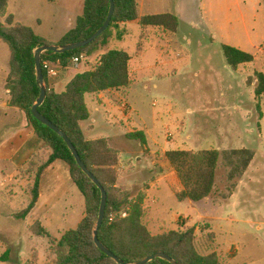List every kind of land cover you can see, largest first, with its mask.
Segmentation results:
<instances>
[{"label": "rangeland", "instance_id": "rangeland-1", "mask_svg": "<svg viewBox=\"0 0 264 264\" xmlns=\"http://www.w3.org/2000/svg\"><path fill=\"white\" fill-rule=\"evenodd\" d=\"M140 1L145 4L144 10L139 9L142 15L171 13L181 22L177 33L154 28H112L116 34L127 30L125 39H113L99 50L133 54V83L125 100L137 113L134 122L139 129L147 130L145 122L149 130V136L145 132L149 150L137 141L128 149L134 154L129 167L115 170H136L135 179L140 185L129 191L132 197L155 183L147 198L144 220L152 234L195 227V243L201 254L217 253L222 264H264V95L260 100L255 96V73H264V0H137ZM84 2L12 0L11 10L25 23L42 19L37 31L55 45L75 27ZM5 20L0 16L1 22ZM224 45L252 54L254 62L233 69L224 55ZM100 53L78 68L71 67L66 78L70 80L92 69ZM10 57L8 45L0 41V93L2 87L6 88ZM63 88L65 85L57 90ZM89 99L90 96V103ZM115 103L122 105L124 101L117 98ZM11 121L0 107V143L9 140L14 130ZM125 140L122 134L115 143L124 145ZM211 148L221 152L247 148L255 156L246 173L234 181L229 179V168L221 159L212 195L200 203L179 202L175 195L179 188L170 176L165 152ZM164 176L168 179L156 182ZM6 197L2 194L0 200L7 201ZM78 200L84 202L82 194ZM5 208L22 209L21 204L12 201ZM67 208L69 217L50 226L55 239L82 220L79 215L84 206L69 201ZM7 225L24 228L23 222L0 218V264H56L49 239L27 233L21 235L24 243H20L16 236L10 238L13 235L5 229ZM10 240L15 243L12 245Z\"/></svg>", "mask_w": 264, "mask_h": 264}, {"label": "trees", "instance_id": "trees-1", "mask_svg": "<svg viewBox=\"0 0 264 264\" xmlns=\"http://www.w3.org/2000/svg\"><path fill=\"white\" fill-rule=\"evenodd\" d=\"M114 2L112 23L95 42L64 54L46 52L42 55L45 79L46 61H61L64 66H69L75 57L84 56L88 60L101 47L107 45L113 35L112 28L119 30L120 24L139 20L143 30L154 28L170 33L179 31L180 20L174 14L140 17L137 0ZM110 7V0H85L83 13L77 17L75 27L58 44L76 43L90 38L106 22ZM8 9L9 0H0V16L6 17L5 22L0 21V41L6 43L11 52L10 73L6 80L10 105L25 114L36 135L46 143L45 148L34 154L27 167L22 170L23 176L34 174L31 185L32 200L16 218L25 219L30 214L39 198L43 173L49 165L62 160L70 167L73 182L84 197L85 217L77 228L67 231L60 239H55L40 223L31 227L32 233L49 239L56 264H117L99 250L94 242L93 231L99 218L101 191L79 167L63 138L32 115V108L41 94L37 84L35 51L43 45L52 44L38 35L33 28L16 22L15 16L8 14ZM123 34L124 32L118 33L117 38L122 39ZM223 51L228 64L235 70L255 60L252 54L228 45H224ZM132 59L128 52L122 50H110L102 54L92 69L72 77L63 92H57L48 86L47 98L39 107V112L67 134L85 165L105 188L108 200L99 239L118 258L127 263L139 262L157 252H164L178 264H222L217 253L203 255L198 251L195 227L153 235L144 221L145 195L141 193L131 198L128 191L118 187V172L115 170L120 163L118 152L109 147L105 139H86L82 123L91 117L86 95L128 88L133 83ZM255 76L258 81L255 96L260 100L264 95V73L256 71ZM127 137L140 141L143 147L148 144L143 132H135ZM254 156V152L247 148L223 152L214 148L201 151L176 149L165 153V159L182 185V190L176 192L179 202H201L212 195L221 159L229 168V179L234 181L246 173ZM112 217L114 219L111 221ZM149 264L171 263L158 258Z\"/></svg>", "mask_w": 264, "mask_h": 264}, {"label": "crops", "instance_id": "crops-1", "mask_svg": "<svg viewBox=\"0 0 264 264\" xmlns=\"http://www.w3.org/2000/svg\"><path fill=\"white\" fill-rule=\"evenodd\" d=\"M11 2L12 0H9L8 14L14 15L16 22L23 23L33 28L35 32L38 35H40L37 31L38 30L37 27L41 28L42 25L39 22L42 19L40 18L36 20L32 19L30 22L25 23V21L19 19V17L16 15V12L11 10ZM137 3L139 5L138 7L139 16L140 17L147 16V15H142L140 13L141 8L143 10L145 9L144 1H140V3L139 2ZM131 27H139L140 30L143 31V29L140 26L139 20L119 25V29L122 28L127 29ZM114 29L115 31L118 30L116 28ZM127 30H124V34L122 36V39L120 40L117 38V34L113 32L112 37L109 39L107 45L105 46H108L113 39H117L119 41L125 39L127 35ZM97 53L100 52L98 51ZM104 53H100L99 55L101 56ZM130 55L133 57V54ZM66 76L61 81L54 83L52 86H50V88L56 90L57 92H59L57 90L58 87L62 85H65L66 88L67 83L72 79L71 78L70 80H68ZM131 86L132 84L128 88L117 91L87 94L86 103L90 110L91 117L89 120L84 121L82 123V128L85 133L86 139L88 141H95L99 139L107 140L109 147H111L112 149L118 152L119 162H120L119 164H124L126 168L129 167L128 162L132 161V158L134 157V154L130 152L128 149L130 147H135V143H137L138 141V140H131L127 136L135 132H143L145 136L147 133V135L149 136V130L146 127L145 122H143L145 129H147L145 131L140 130L139 127L134 122L137 113L135 109H133V107H132L133 110L132 115L128 116L124 111L122 105H117L115 103L117 98H122L123 101L126 102L129 95V91L131 90ZM65 88H63L62 91L60 92H63ZM0 94H1L0 107L3 110H5L7 117L12 118L11 126L14 127V130L11 136L9 137V140H7L6 142H4L5 140H3L0 143V196L2 194L5 197L7 196L6 197L7 201L0 200V218L5 217L16 223L17 222L24 223L23 226L24 228L22 230H19L16 227L14 229L12 227H9L8 225L5 228L10 231L11 235H13L10 236V238L13 239V237L16 236L18 238V242L24 243L23 237L27 233L28 234L32 233L31 227L36 223H40L51 234L50 226L52 223L60 219L66 220L69 217V211H68L69 207L67 208L69 201H71L72 204L74 201L75 205L78 206H80L81 204V208L84 206L83 211H81V215H79V218L81 216L83 220L85 217V200L84 202L83 200L82 201L78 200L81 192L73 182L70 173V167L64 161L58 160L52 163L51 165H49L46 168L45 172L43 173L40 182L39 198L36 205L30 212V214L25 219L16 218V215L22 212L25 208H27L32 200L31 185L34 179V174H31L29 176L28 175L23 176L22 170H24L27 167L28 161L34 154L42 151L45 148L46 143L43 139H41L36 135L34 128L31 125H29L25 114L19 108L12 107L10 105L9 91H7L6 88L4 89L2 87ZM88 96H90L89 99L90 103L88 102ZM90 104L92 105L91 106L92 108L90 107ZM5 128H8V125H5ZM122 134H124L126 138L124 142L125 146L115 143L117 139H120ZM145 149L149 150L148 144L145 147ZM128 157L131 158L127 159ZM147 173L150 174L151 172H147ZM135 175H136V170L128 173H126L125 171L121 173L119 172L118 187L128 192L134 190V188L140 185V183L135 179L136 177ZM170 176L172 177L173 180L175 179L177 187L179 188V190L176 192H180L182 190V185L180 183V180L176 172L173 170L172 167H171ZM166 179H168V177L164 176L161 177L160 179H157L156 182L159 183L165 181ZM143 181L145 182L146 178L143 179ZM150 184L151 186L147 190L142 191V193L145 195L144 208L146 207L147 198L150 196L153 188L155 187L154 186L155 183L153 185L152 183ZM131 198H135V197L131 196ZM9 201H12L13 203L21 204L22 209L7 210L5 207L7 202ZM190 203L192 204V203H200V202L190 201ZM71 210L73 211V215H75V210L73 209ZM82 220L79 221L76 228L82 222ZM19 236L21 237L19 238ZM28 240L29 239H26V241ZM13 241L14 240L11 241L12 245L15 243V242L13 243ZM1 245L2 243H0V246ZM5 246H9V245H5Z\"/></svg>", "mask_w": 264, "mask_h": 264}, {"label": "water", "instance_id": "water-1", "mask_svg": "<svg viewBox=\"0 0 264 264\" xmlns=\"http://www.w3.org/2000/svg\"><path fill=\"white\" fill-rule=\"evenodd\" d=\"M110 2H111L110 12H109V16H108L106 22L95 34H93L87 40H84L81 42H76V43H69V44H65V45H59V44L48 45V44H46V45H43V46L39 47L38 49H36L35 56H34L35 61H36V76H37V84L41 90V94H40L37 102L34 104V106L32 108V115L39 122H41L45 126L52 129L61 138H63V140L68 145V148L72 152L73 156L75 157V160H76L77 164L79 165V167L90 178V180L98 187V189L102 193V201H101L99 218H98L97 224H96L94 231H93L94 242H95V245L98 247V249L101 250L103 253H105L107 256H109L111 259H113L117 264H149L150 262H152L158 258L167 260L171 264H178L177 261H175L173 258H171L169 255H167L164 252H157V253L152 254V255L148 256L147 258H145L144 260L139 261V262L127 263V262L121 260L120 258H118L111 250H109V248H107L100 241L99 230H100V227L103 225L104 220H105L108 194H107L105 188L103 187V185L97 179V177L85 165V163L83 162L78 150L73 145V143L71 142V140L69 139L67 134L39 112V107H41L44 104V102L47 98V93H48V88H47L46 79H45L44 70H43V65H42V55L46 52H53L56 54H64L66 52L79 50V49L84 48L86 46H89L90 44L95 42L104 32H106L108 30V28L110 27V25L112 23L113 15L115 12V2H114V0H110Z\"/></svg>", "mask_w": 264, "mask_h": 264}, {"label": "built area", "instance_id": "built-area-1", "mask_svg": "<svg viewBox=\"0 0 264 264\" xmlns=\"http://www.w3.org/2000/svg\"><path fill=\"white\" fill-rule=\"evenodd\" d=\"M86 59L87 58H85L84 56L75 57L73 58L69 66H64L61 61H50V60L46 61L44 63V67L46 69L47 87L48 86L50 87L54 83L59 82L62 79H64L71 67L78 68L83 62L86 61ZM122 107L128 116L132 115L133 110L130 104H128L127 102H124L122 104ZM116 168L118 171H120L122 169H125L126 166H124V164H119ZM113 219L114 217L111 218V221Z\"/></svg>", "mask_w": 264, "mask_h": 264}]
</instances>
